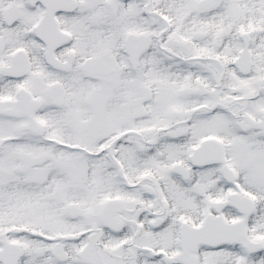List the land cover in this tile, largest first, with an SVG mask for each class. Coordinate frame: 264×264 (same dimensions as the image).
I'll return each mask as SVG.
<instances>
[{"label": "snow or ice", "instance_id": "1", "mask_svg": "<svg viewBox=\"0 0 264 264\" xmlns=\"http://www.w3.org/2000/svg\"><path fill=\"white\" fill-rule=\"evenodd\" d=\"M0 264H264V0H0Z\"/></svg>", "mask_w": 264, "mask_h": 264}]
</instances>
